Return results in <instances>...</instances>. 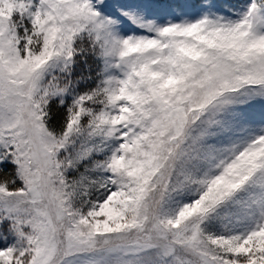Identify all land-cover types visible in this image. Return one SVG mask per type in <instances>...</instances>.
Returning a JSON list of instances; mask_svg holds the SVG:
<instances>
[{"label":"snow or ice","instance_id":"1","mask_svg":"<svg viewBox=\"0 0 264 264\" xmlns=\"http://www.w3.org/2000/svg\"><path fill=\"white\" fill-rule=\"evenodd\" d=\"M0 264H264V0H0Z\"/></svg>","mask_w":264,"mask_h":264}]
</instances>
